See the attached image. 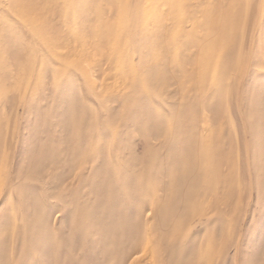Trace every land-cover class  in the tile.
<instances>
[{
    "label": "rangeland",
    "instance_id": "rangeland-1",
    "mask_svg": "<svg viewBox=\"0 0 264 264\" xmlns=\"http://www.w3.org/2000/svg\"><path fill=\"white\" fill-rule=\"evenodd\" d=\"M0 264H264V0H0Z\"/></svg>",
    "mask_w": 264,
    "mask_h": 264
}]
</instances>
